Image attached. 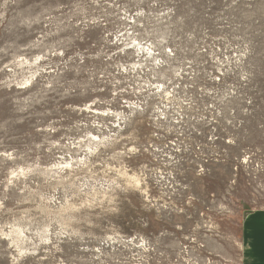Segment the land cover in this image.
<instances>
[{
  "label": "rangeland",
  "instance_id": "374dc122",
  "mask_svg": "<svg viewBox=\"0 0 264 264\" xmlns=\"http://www.w3.org/2000/svg\"><path fill=\"white\" fill-rule=\"evenodd\" d=\"M261 208L264 0H0V264H242Z\"/></svg>",
  "mask_w": 264,
  "mask_h": 264
},
{
  "label": "crops",
  "instance_id": "0c3cea01",
  "mask_svg": "<svg viewBox=\"0 0 264 264\" xmlns=\"http://www.w3.org/2000/svg\"><path fill=\"white\" fill-rule=\"evenodd\" d=\"M242 264H264V208L250 211L241 224Z\"/></svg>",
  "mask_w": 264,
  "mask_h": 264
},
{
  "label": "built area",
  "instance_id": "2783aa9c",
  "mask_svg": "<svg viewBox=\"0 0 264 264\" xmlns=\"http://www.w3.org/2000/svg\"><path fill=\"white\" fill-rule=\"evenodd\" d=\"M146 49H150V51H152V48H146ZM134 55H135V59L137 61H141L146 56V57H149L150 62H153V60H155V62H156L157 65L161 66L163 64L162 61L159 62L160 59L155 58V55H153V54H149L144 48H138V51L137 52H136V48H135ZM139 55H142L141 56V59H140ZM137 100H139V99H137Z\"/></svg>",
  "mask_w": 264,
  "mask_h": 264
},
{
  "label": "bare ground",
  "instance_id": "6f19581e",
  "mask_svg": "<svg viewBox=\"0 0 264 264\" xmlns=\"http://www.w3.org/2000/svg\"><path fill=\"white\" fill-rule=\"evenodd\" d=\"M25 62V61H24ZM28 63V62H27ZM139 183V182H138ZM136 184H137V182H136ZM38 231V230H37ZM22 231H20V230H17V232H16V236H15V239L16 240H23V238L25 237V235H23L22 236ZM44 236V235H43ZM46 236H47V234H46ZM14 239V238H13ZM24 254V253H23Z\"/></svg>",
  "mask_w": 264,
  "mask_h": 264
}]
</instances>
